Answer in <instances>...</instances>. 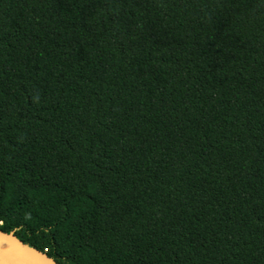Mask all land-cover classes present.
Instances as JSON below:
<instances>
[{
    "label": "trees",
    "instance_id": "trees-1",
    "mask_svg": "<svg viewBox=\"0 0 264 264\" xmlns=\"http://www.w3.org/2000/svg\"><path fill=\"white\" fill-rule=\"evenodd\" d=\"M0 233L264 264V0H0Z\"/></svg>",
    "mask_w": 264,
    "mask_h": 264
},
{
    "label": "water",
    "instance_id": "water-1",
    "mask_svg": "<svg viewBox=\"0 0 264 264\" xmlns=\"http://www.w3.org/2000/svg\"><path fill=\"white\" fill-rule=\"evenodd\" d=\"M0 264H53L40 252L29 249L14 237L0 233Z\"/></svg>",
    "mask_w": 264,
    "mask_h": 264
},
{
    "label": "built area",
    "instance_id": "built-area-1",
    "mask_svg": "<svg viewBox=\"0 0 264 264\" xmlns=\"http://www.w3.org/2000/svg\"><path fill=\"white\" fill-rule=\"evenodd\" d=\"M47 252V249H45L44 250V252H42L41 254L43 255V256H45V253Z\"/></svg>",
    "mask_w": 264,
    "mask_h": 264
},
{
    "label": "rangeland",
    "instance_id": "rangeland-1",
    "mask_svg": "<svg viewBox=\"0 0 264 264\" xmlns=\"http://www.w3.org/2000/svg\"><path fill=\"white\" fill-rule=\"evenodd\" d=\"M39 245V244H38ZM39 252V251H38Z\"/></svg>",
    "mask_w": 264,
    "mask_h": 264
}]
</instances>
